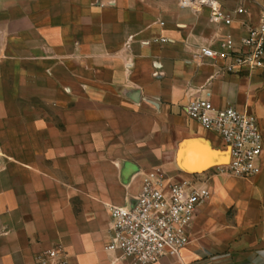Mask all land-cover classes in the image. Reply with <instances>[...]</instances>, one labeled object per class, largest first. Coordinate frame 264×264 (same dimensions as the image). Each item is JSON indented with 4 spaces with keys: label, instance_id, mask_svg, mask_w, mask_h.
I'll return each mask as SVG.
<instances>
[{
    "label": "crops",
    "instance_id": "crops-1",
    "mask_svg": "<svg viewBox=\"0 0 264 264\" xmlns=\"http://www.w3.org/2000/svg\"><path fill=\"white\" fill-rule=\"evenodd\" d=\"M178 1L0 0V264L58 247L70 264H131L106 250L108 208L157 172L210 191L190 244L158 264H264V153L250 179L220 173L224 142L184 113L233 106L264 142V70L203 56L240 47L264 0H220V23Z\"/></svg>",
    "mask_w": 264,
    "mask_h": 264
},
{
    "label": "built area",
    "instance_id": "built-area-1",
    "mask_svg": "<svg viewBox=\"0 0 264 264\" xmlns=\"http://www.w3.org/2000/svg\"><path fill=\"white\" fill-rule=\"evenodd\" d=\"M181 9L209 10L213 23L231 22L220 0H179ZM239 8L235 14H243ZM203 56L227 62L226 71L264 70V14L248 29L240 47L231 39L219 50L209 47ZM185 115L222 139L229 162L218 167L240 179H250L262 170L263 135L258 119L233 106L217 108L209 98H195L184 107ZM210 191L198 175L174 181L162 172L144 178L134 202L125 207L109 206L110 237L106 250L118 252L131 264H158L167 255H179L190 244V235L200 206ZM37 264H70L63 250L53 248L36 258Z\"/></svg>",
    "mask_w": 264,
    "mask_h": 264
},
{
    "label": "water",
    "instance_id": "water-1",
    "mask_svg": "<svg viewBox=\"0 0 264 264\" xmlns=\"http://www.w3.org/2000/svg\"><path fill=\"white\" fill-rule=\"evenodd\" d=\"M210 163H212V162H210ZM210 163H207V164H205L203 167L209 166V165H210Z\"/></svg>",
    "mask_w": 264,
    "mask_h": 264
}]
</instances>
